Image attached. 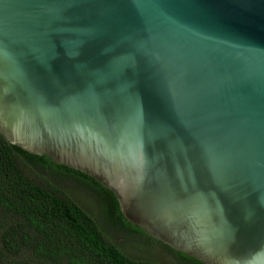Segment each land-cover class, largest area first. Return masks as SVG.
Listing matches in <instances>:
<instances>
[{
  "label": "water",
  "instance_id": "water-1",
  "mask_svg": "<svg viewBox=\"0 0 264 264\" xmlns=\"http://www.w3.org/2000/svg\"><path fill=\"white\" fill-rule=\"evenodd\" d=\"M0 133L177 252L264 264V0H0Z\"/></svg>",
  "mask_w": 264,
  "mask_h": 264
},
{
  "label": "trees",
  "instance_id": "trees-1",
  "mask_svg": "<svg viewBox=\"0 0 264 264\" xmlns=\"http://www.w3.org/2000/svg\"><path fill=\"white\" fill-rule=\"evenodd\" d=\"M59 181L73 182L98 198L106 227ZM110 229L160 244L180 264H203L129 223L114 193L90 176L12 145L0 133V264H157L128 255Z\"/></svg>",
  "mask_w": 264,
  "mask_h": 264
},
{
  "label": "rangeland",
  "instance_id": "rangeland-1",
  "mask_svg": "<svg viewBox=\"0 0 264 264\" xmlns=\"http://www.w3.org/2000/svg\"><path fill=\"white\" fill-rule=\"evenodd\" d=\"M81 206L93 214L95 219L106 227L103 220V209L100 200L83 189L69 194ZM116 243L130 256L150 259L157 264H180L176 257L162 245L144 240H132L110 229Z\"/></svg>",
  "mask_w": 264,
  "mask_h": 264
}]
</instances>
